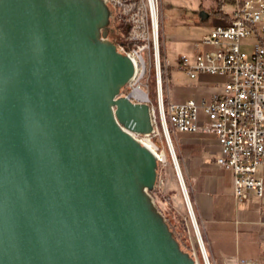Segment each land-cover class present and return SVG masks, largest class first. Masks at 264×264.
I'll list each match as a JSON object with an SVG mask.
<instances>
[{
	"label": "water",
	"instance_id": "95a60500",
	"mask_svg": "<svg viewBox=\"0 0 264 264\" xmlns=\"http://www.w3.org/2000/svg\"><path fill=\"white\" fill-rule=\"evenodd\" d=\"M110 14L0 0V264H198L149 192L156 154L122 126L153 130L148 94L119 95L135 65L100 39Z\"/></svg>",
	"mask_w": 264,
	"mask_h": 264
},
{
	"label": "built area",
	"instance_id": "2783aa9c",
	"mask_svg": "<svg viewBox=\"0 0 264 264\" xmlns=\"http://www.w3.org/2000/svg\"><path fill=\"white\" fill-rule=\"evenodd\" d=\"M111 2L125 24L124 39L118 50L134 62L135 71L120 96H130L135 90L148 94L152 102L153 130L130 132L141 144L157 156L158 168L168 160L162 141L169 149L173 142L169 124L180 131L214 132L221 145L218 163L233 173V193L238 200L250 195L264 197V0H236L231 21L216 25L202 37L207 47L193 56L183 54L181 65L190 76L209 72L225 78L224 90L202 103L195 99L186 102H165L164 78L160 51V0H105ZM157 28V38H156ZM255 34L258 42L249 56L241 40ZM155 64L157 104L152 101L144 81L150 66ZM167 65V63H166ZM118 95V96H119ZM133 101L145 98L130 97ZM200 111L208 115L202 121ZM166 124V125H165ZM264 210V204H263ZM222 264H264V257L247 259L227 256Z\"/></svg>",
	"mask_w": 264,
	"mask_h": 264
},
{
	"label": "crops",
	"instance_id": "0c3cea01",
	"mask_svg": "<svg viewBox=\"0 0 264 264\" xmlns=\"http://www.w3.org/2000/svg\"><path fill=\"white\" fill-rule=\"evenodd\" d=\"M198 2L200 8L203 7L210 13L206 19L208 21L204 22L208 31L203 36L218 24H228L236 5V0L232 4H225L224 14L219 15L215 11L216 0ZM211 14L216 19L213 20ZM163 21L162 15V25ZM193 21L195 20L183 14L174 19L173 25L190 28ZM163 34L166 68L164 96L167 104L182 103L190 99L202 103L224 90L223 76L198 72L192 77L182 68L183 54L193 56L194 51L207 47L197 35L178 31L174 33V37L184 45L185 51L177 55V60L173 63L165 43V28ZM199 117L202 121L208 120L204 111H200ZM171 136L210 261L213 264H222L224 257L237 255L247 259L264 257V197L250 195L245 200L235 197L232 187L233 173L217 161L221 155L217 135L203 130L180 131L172 127Z\"/></svg>",
	"mask_w": 264,
	"mask_h": 264
},
{
	"label": "rangeland",
	"instance_id": "374dc122",
	"mask_svg": "<svg viewBox=\"0 0 264 264\" xmlns=\"http://www.w3.org/2000/svg\"><path fill=\"white\" fill-rule=\"evenodd\" d=\"M198 1L199 0H160L162 10L160 17L159 40L164 87L166 68L164 61L163 28H165V43L168 46L169 57L172 62L175 63V60H177V55H180L183 51H185V48L183 47L184 45H182V43L179 42L176 37H174L175 32H189L191 34L197 35L200 41H202L203 33H206L208 31L206 25H204V22H207L208 20L201 19L200 11L203 9V7H199ZM107 5L111 11V14L107 19L106 24L100 28V39L113 42L117 45L118 48V43L125 37V24H123L124 21H122V18H120L115 6L111 2H108ZM183 14L195 20L193 21V23H191L190 28L176 27L173 25L174 19L178 16H182ZM162 15L164 17L163 25ZM211 18L214 20L216 19V16L214 14H211ZM104 29L107 30V37H104L102 34ZM257 42L258 39L256 35L252 34L248 37L242 38L241 47L248 53L249 56H252ZM196 52L197 51H194V53ZM144 83L148 86L146 88L152 97V101L157 104L156 74L154 62L153 65L150 66L148 78L144 81ZM169 127L172 134V126L170 124ZM157 140L162 141L163 147L168 156V160L166 161V163L160 164L158 168V180L156 183L155 191L153 192L154 198L156 200L155 205L157 208L159 207L158 210L160 209L163 212L164 216L167 218L171 226L170 229L174 231L175 234L173 235H175L174 237H176L181 250L192 256L198 264H208V261L202 249V242L198 238V233L193 223L191 211L189 209L190 207L188 205L181 180L176 170L173 155L171 154V151L164 138H157ZM200 232L205 245L201 227ZM210 264L213 263L210 261Z\"/></svg>",
	"mask_w": 264,
	"mask_h": 264
},
{
	"label": "bare ground",
	"instance_id": "6f19581e",
	"mask_svg": "<svg viewBox=\"0 0 264 264\" xmlns=\"http://www.w3.org/2000/svg\"><path fill=\"white\" fill-rule=\"evenodd\" d=\"M152 3H153V0H152ZM155 34H156V38H157V28H156V32H155ZM135 92H136V94L138 95V96H146V92H144V91H140V90H135ZM149 105H150V109H151V107H152V102H147ZM166 125V124H165ZM148 147L151 149V148H153V145L152 144H149L148 145ZM152 150V149H151ZM153 151V150H152ZM170 151H171V154L173 155V158H174V160H175V163H176V170H177V172H178V174H179V178H180V180H181V182H182V187L186 190V186H185V182H184V179H183V176H182V172H181V170H180V168H179V163H178V159H177V155H176V150H175V148H174V145H173V142L171 141L170 142ZM154 152V151H153ZM155 153V152H154ZM156 154V153H155ZM190 209V208H189ZM194 218V217H193ZM195 219V218H194ZM197 235L200 237V239H202V236H201V232H200V229H198L197 228ZM202 246H203V252H204V255L206 256V259H207V261H208V264H210V260H209V257H208V254H207V251H206V248H205V245H204V241H203V239H202Z\"/></svg>",
	"mask_w": 264,
	"mask_h": 264
},
{
	"label": "trees",
	"instance_id": "16d2710c",
	"mask_svg": "<svg viewBox=\"0 0 264 264\" xmlns=\"http://www.w3.org/2000/svg\"><path fill=\"white\" fill-rule=\"evenodd\" d=\"M232 3H234V0H216V4H217V6H216V8H215V11H216L219 15H222V14H224V9H223L224 5H225V4H232ZM122 29H123V28H122ZM154 191H155V188L149 190V192L151 193V195H152V197H153V200H154V202H155V204H156V200H155L154 195H153V192H154ZM158 208H159V207H158ZM159 210H160V209H159ZM160 212L163 214V212H162L161 210H160ZM163 216H164V214H163ZM164 218H165L166 222L168 223L169 227L171 228V226H170V224H169L167 218H166L165 216H164ZM171 230H172V229H171ZM172 232H173V234H175L173 230H172ZM174 236H175V235H174ZM175 238H176V237H175Z\"/></svg>",
	"mask_w": 264,
	"mask_h": 264
}]
</instances>
